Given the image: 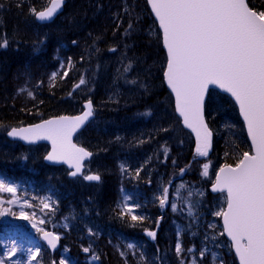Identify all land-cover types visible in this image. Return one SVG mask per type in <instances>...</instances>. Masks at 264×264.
I'll return each mask as SVG.
<instances>
[{"label": "trees", "instance_id": "1", "mask_svg": "<svg viewBox=\"0 0 264 264\" xmlns=\"http://www.w3.org/2000/svg\"><path fill=\"white\" fill-rule=\"evenodd\" d=\"M49 1L0 0V43L8 42L0 47V168L4 170L0 169V174L7 172L13 183L21 179L25 186L40 188L46 198H54L58 215L69 222L72 231L74 227L78 240L87 234L86 225L100 237L137 239L158 223L156 210L161 211V205L152 211V202L146 203L150 196L147 188L151 192L152 186H157L162 197L163 188L171 181L170 195L181 184L184 189L196 188L209 200L200 201L194 216H209L210 233L200 234L207 233L204 225L208 222L200 217L190 231L180 229L166 235L165 228L171 224L166 211L156 241L146 247L147 254L154 256L155 264H178L182 259L175 250L178 242L182 253L187 246L197 253L202 244L218 256L215 262L229 259L236 264L231 245L222 234L220 216L215 215L224 208L225 200L215 205L208 191L216 168L236 165L243 152L251 151L235 104L224 94L209 92L205 115L214 134L213 153L208 160L194 159L193 140L181 127L164 85L166 54L147 0H67L60 17L40 25L30 10H42ZM249 2L264 9V0ZM102 16L105 25L99 23ZM77 84L79 88L73 91ZM86 99L94 102L96 117L76 141L93 152L89 168L100 175L99 183L70 179L64 167L45 165L46 146L39 148L33 168H15L18 160L10 162L12 158L30 148L7 141L4 134L8 128L54 115L77 114ZM209 163L205 176L203 166ZM120 191L128 195L132 213L116 212L117 207L111 210ZM26 192L24 188L22 195L36 208L34 192ZM95 205L101 212L91 208ZM131 215L144 220L133 222ZM43 255L47 257V251L39 257ZM94 257L90 264H123L104 248ZM139 260L146 261L142 255Z\"/></svg>", "mask_w": 264, "mask_h": 264}, {"label": "snow or ice", "instance_id": "2", "mask_svg": "<svg viewBox=\"0 0 264 264\" xmlns=\"http://www.w3.org/2000/svg\"><path fill=\"white\" fill-rule=\"evenodd\" d=\"M148 3L163 30V44L167 50L164 76L175 94L176 111L183 117L184 125L196 133L198 155L207 156L211 147L212 133L204 120L205 93L209 85H218L239 105L251 139L252 154L243 152L234 167L225 164L216 173L212 190L226 193L227 209L215 215L223 217L224 233L231 238L240 264H264V9L250 6L249 0H148ZM63 4L64 0H50L43 11H30L38 20L47 21ZM7 43L4 40L0 47H6ZM84 83L81 79L80 84ZM32 95L29 91L28 96ZM85 107L82 115L60 116L28 128H12L8 135L29 142L50 140L52 151L45 159L67 162L74 168L70 175L75 177L82 172L83 162L92 156L72 142L73 134L94 114L91 101ZM203 167V175L207 176L209 165ZM84 179L99 181L101 177L87 175ZM16 191L14 186L0 180V193H10L14 197L7 203L16 202ZM167 193L165 188L161 206L168 199ZM42 204L50 208L47 202L42 201ZM172 207L175 211L176 205ZM7 211L9 209H0V215ZM127 211L131 213L132 209ZM131 220L143 221L144 217L131 215ZM37 231L43 232L52 248L56 247L59 236L40 228ZM147 235L155 239L156 233L149 231ZM175 250L177 255L182 252L179 242ZM83 251L89 252V248ZM14 252L13 247L9 255ZM38 254L37 249L32 254L33 259ZM200 255L203 257L205 253L201 251Z\"/></svg>", "mask_w": 264, "mask_h": 264}, {"label": "rangeland", "instance_id": "3", "mask_svg": "<svg viewBox=\"0 0 264 264\" xmlns=\"http://www.w3.org/2000/svg\"><path fill=\"white\" fill-rule=\"evenodd\" d=\"M99 23L102 25L106 24V17L102 16L100 17ZM32 33V30H31ZM33 34V33H32ZM150 37V33L145 32V35H148ZM35 35V34H33ZM148 43V42H145ZM162 43V42H161ZM114 49V48H112ZM115 50V49H114ZM113 52V51H112ZM58 66L61 64V60L58 62ZM19 90L21 88H18ZM30 91V90H29ZM26 92V91H25ZM1 145H5L3 142ZM11 148V145L9 146ZM36 148H30L27 150L26 153L20 154L18 157H12V161L10 162H16L18 160V165L15 164L16 169L22 170V168H19L20 166L24 167H30L33 168V162L36 161V158L39 156L41 149L38 148V146H35ZM28 162V163H27ZM209 166L211 163L208 164ZM1 169V168H0ZM217 170V168H216ZM1 171H4L1 169ZM32 171H34L32 169ZM7 173V172H6ZM20 175H22L20 173ZM1 180V178H0ZM6 184H11L10 182H4ZM12 185V184H11ZM13 186V185H12ZM17 191L15 193V203L9 204L7 201L14 199L13 195L10 193H0V200L3 201L2 204H0V209H9V211L5 212L3 215H0V222L13 224L10 227L15 226V233L12 235H8L6 231L2 233L0 236L1 246H0V260L3 261V264H45V257H38L33 259L32 254L39 250L40 245V235L43 233L42 231H37V228L42 229L43 231H49V230H55L59 231V235L64 238L65 240V246L64 248L60 249L59 252L55 255V261L57 264H60L61 261H64V264H73L71 260L78 261L82 264H90L94 261V256L98 255L99 248H104L106 251H112L114 253V258L116 260H121L123 264H142L145 262L146 264H155V258L154 256L151 257L147 254V245L149 244L147 241L141 239V237H137L136 241L128 240L124 236H115L112 238L110 235L109 237L97 235V232L93 231L91 228L87 227V234L83 236V238H80V240L77 239L74 232L70 227L69 222L64 219V217H60L57 213L54 201V198H46L44 194L40 193L41 189L37 188L36 190L30 186L27 187V192L31 193L30 191H33L36 197V212L35 214L31 213V211H28L27 209L30 207L29 200L24 196L19 194L18 186H14ZM152 190L150 192V188H147L146 192L150 193V196L148 199H145L146 203L152 202V211L155 210L156 206H160V199L162 196H159V189L157 186H152ZM166 188V187H165ZM163 188V189H165ZM26 192V193H27ZM164 195V190H163ZM158 196L160 199L158 200ZM170 196V197H169ZM223 195L216 196L212 199L213 202H215V205L219 202V200H222ZM206 197V194H204L203 191H199L196 188H188L184 189L183 185L181 184L176 188V190H173V194L170 192L168 194V199L165 202L164 206H160V208L163 211H157L158 216L157 220L159 221V225L161 226L162 218L161 216L164 214V210L168 211L170 215L171 224L166 227V235L171 234L172 232L178 233V231L181 229L184 232H188L191 229H193V225L198 222L199 218L202 217L203 219L208 220L206 221L204 228L206 229L207 233H201L202 236H206L210 233L209 229L212 228V225L209 223V216L205 214H199V216L195 217L194 214L198 210V204L202 199ZM150 200V201H149ZM209 200V198H205L203 201ZM42 201L47 202L50 205V208H44ZM113 201H111L112 203ZM176 205V210H173L172 205ZM108 206H104L106 208ZM111 210H116L119 212L123 209V211H127L130 207V203L127 200L126 195L123 196V192L120 191L119 194V201H114V204H112ZM95 211L101 212L99 208L95 205L93 207ZM102 209V207H100ZM32 210H35L34 207L31 208ZM61 209V208H60ZM62 210V209H61ZM23 213V215H22ZM112 213V212H111ZM132 213V211H131ZM24 216H27L28 219H24ZM69 219V218H68ZM43 221V223H41ZM36 225V227H33V225ZM158 223L152 228L148 230H144L142 233L144 235L145 232L151 231L156 232L159 234L160 232V226ZM174 229L172 228V226ZM196 225V224H195ZM219 230V228H218ZM177 231V232H176ZM199 231V230H198ZM19 233H26L27 235V241L26 244H24L20 238H15V234ZM64 232H67V234H64ZM101 240L102 243H98V241ZM129 245H132V247H129ZM15 248V252L12 255H9V252H11L12 248ZM84 248H89V252H84ZM191 249L190 246H187L184 250V253H180V256L182 257L181 260L184 261V264H193V261H195V264H221V261L215 262L216 259H218V256L213 255L212 252H210L205 246L201 244L200 251L194 252L188 251ZM18 251H21L18 253ZM47 251V250H46ZM203 251L205 255L201 257L200 253ZM48 253V251H47ZM89 253L88 255H86ZM121 253H124L122 256ZM23 254V255H22ZM49 254V253H48ZM146 259V261L139 260V256H141ZM215 256V260L213 257ZM231 260H227V262L222 261V264H231L229 263ZM46 264H51L50 257L46 258ZM178 264H181V261H178Z\"/></svg>", "mask_w": 264, "mask_h": 264}, {"label": "water", "instance_id": "4", "mask_svg": "<svg viewBox=\"0 0 264 264\" xmlns=\"http://www.w3.org/2000/svg\"><path fill=\"white\" fill-rule=\"evenodd\" d=\"M147 4H148L149 10H150V12H151V14H152L154 20H155L156 23H157V26H158L159 30H160V32H161L162 48H163V50L165 51L166 59H167V50H166V48H165V46H164V44H163V30L160 28L159 20L156 18L155 14L152 12L151 5L148 3V0H147ZM49 5H50V3L48 4V6H49ZM65 5H66V0H64V4H63L62 8H61V9L57 12V14H56L52 19H50V20H47V21H40V20H38V19L36 18V16H35V19H36L38 22H40V23H50V22L54 21V20H55V19H56V18H57V17H58L63 11H64V7H65ZM48 6H47V7H48ZM47 7H46V8H47ZM43 10H44V9H43ZM43 10H40V11H43ZM166 68H167V62H166V66H165L164 72L166 71ZM163 78H164V84H165V87L167 88V90L170 92V94H171L172 97H173L175 113H176L177 117L180 119V121H181V125H182L183 129H185L186 131H188V132L191 134V136H192V138H193V140H194V153L197 154V152H196V133L193 132L191 129H189L187 126L184 125V123H183V117H181L180 114L176 111V100H175V94L172 92V90L170 89V87L167 85V82H166V79H165L164 73H163ZM211 90H216V91H218V92H220V93H222V94H225V95L229 96V97L234 101V103L236 104V106H237V108H238V112H239L240 118H241V120H242V122H243V124H244V126H245V130H246L247 138H248V141H249L250 146H251V139H250V137L248 136L247 125H246V123L244 122L242 115L240 114V111H239V105L235 102V99L231 96L230 93H227V92H225L223 89H220L218 85H209L208 91L205 93V102H206V99H207L208 93H209ZM87 102H88V101H85V102L82 103L83 110H82L81 113L76 114V115H62V116L76 117V116L82 115V114L86 111V107H85V105L87 104ZM91 103H92V105H93V102H92V101H91ZM204 108H205V103H204ZM93 112H94V105H93ZM57 117H60V116H54V117L48 118V119H46V120L53 119V118H57ZM93 118H94V114H93L92 117H90V118L88 119V121L85 122L84 125L81 126L80 129L77 130L76 133L73 134L72 142H73L74 144H76L77 146L82 147V146L78 145V144L75 142L74 139H75L76 135H77L81 130H83V129L85 128V126H86L88 123H90V121H91ZM204 120H205V123H206L207 126H208V123H207L206 118H205V111H204ZM43 121H45V120H43ZM43 121H40V122L35 123V124H29V125H24V126H20V127H13V128H17V129H20V128H28V127H31V126H34V125L40 124V123H42ZM11 129H12V128H11ZM11 129H10L8 132H10ZM208 129H209V131L212 133V131H211V129L209 128V126H208ZM8 132H7L6 135H7V137H8L10 140H13V141H20V142H22L24 145H30V144H32V145H37V144H40V143H46V144H48V145H49V151H48V153L45 155V157H46V156L52 151V143H51L50 140H47V139H39V140H35V141H32V142H29V141H26V140H24V139H22V138H20V137H11V136L8 135ZM83 148H84V147H83ZM86 150H87V149H86ZM212 150H213V133H212V136H211V147L209 148L208 155H207V156H200V155L197 154V158H198V159H206V158L210 157V156H211V153H212ZM87 151H88V150H87ZM250 154H252V151H251ZM45 157H44V162H45L46 164H48V165H55V166L64 165V166H66V167L70 170V173H71L72 171H74V168H73V167H70V165H69L67 162H65V161H49V160L45 159ZM91 157H92V156H91ZM91 157L87 158V159L83 162V169H82V172H81L80 174H78L77 176H82L83 171H84V169H85V162L89 161V160L91 159ZM233 167H234V166H233ZM218 171H219V170H218ZM218 171H217V172H218ZM69 176H70L71 178H74V177L71 176L70 174H69ZM77 176H75V177H77ZM215 177H216V176H215ZM93 182H96V181H93ZM214 183H215V180H214V182L212 183V185H213ZM212 185L209 187V191H210V193H212L213 195L221 194L220 192H214V191L212 190ZM168 188H169V186H168ZM168 188H167V189H168ZM225 194H226V193H225ZM167 195H168V193H167ZM226 209H227V204H226V207H225L224 210H226ZM221 222H222V225H223V217H221ZM223 230H224V228H223ZM52 233H53V232H52ZM147 236H148V235H147ZM224 236H225L226 239L229 240V242L231 243L232 250H233V253H234L235 257H236L237 263L240 264L239 257H238V256L236 255V253H235V247H234V245H233V243H232V241H231V238L228 237V235H227L226 233H224ZM42 237H43V235H42ZM148 237H149L150 239L154 240L152 237H150V236H148ZM43 239H44V237H43ZM44 240H45V239H44ZM45 241H46V240H45ZM46 243H47V241H46ZM47 245L49 246V248L51 249V251L54 252V251L58 248V246H59V240L57 241V245H56L55 248H52L48 243H47Z\"/></svg>", "mask_w": 264, "mask_h": 264}]
</instances>
